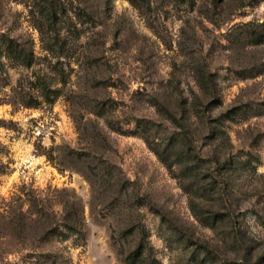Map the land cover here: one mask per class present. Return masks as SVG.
Listing matches in <instances>:
<instances>
[{"label": "rangeland", "instance_id": "1", "mask_svg": "<svg viewBox=\"0 0 264 264\" xmlns=\"http://www.w3.org/2000/svg\"><path fill=\"white\" fill-rule=\"evenodd\" d=\"M3 200L0 264H264V0H0Z\"/></svg>", "mask_w": 264, "mask_h": 264}, {"label": "trees", "instance_id": "2", "mask_svg": "<svg viewBox=\"0 0 264 264\" xmlns=\"http://www.w3.org/2000/svg\"><path fill=\"white\" fill-rule=\"evenodd\" d=\"M23 195H25L23 193ZM18 199H16L15 201L17 202ZM29 201L35 202L38 204H41L42 199L40 197H38V195L34 196V198H30ZM0 216L3 219H7L10 218L11 216V220H15L21 216H26V214L24 215L23 210H20L18 213L16 212V210L13 209V202H6L5 200H3V202L0 203Z\"/></svg>", "mask_w": 264, "mask_h": 264}]
</instances>
